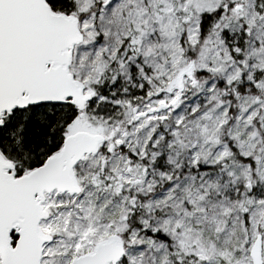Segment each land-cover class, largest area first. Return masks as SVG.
<instances>
[{
    "label": "snow or ice",
    "instance_id": "6c2138e0",
    "mask_svg": "<svg viewBox=\"0 0 264 264\" xmlns=\"http://www.w3.org/2000/svg\"><path fill=\"white\" fill-rule=\"evenodd\" d=\"M0 264H264V0H0Z\"/></svg>",
    "mask_w": 264,
    "mask_h": 264
}]
</instances>
